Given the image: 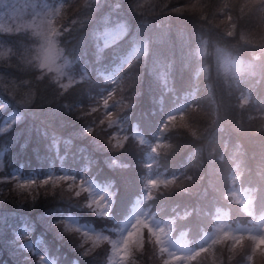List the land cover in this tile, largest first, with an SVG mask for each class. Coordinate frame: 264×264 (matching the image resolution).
<instances>
[{"label":"trees","instance_id":"16d2710c","mask_svg":"<svg viewBox=\"0 0 264 264\" xmlns=\"http://www.w3.org/2000/svg\"><path fill=\"white\" fill-rule=\"evenodd\" d=\"M141 2L72 0L65 5L67 18L63 26L70 30L60 40L65 53L76 59L73 68L82 65L87 71L63 95L47 77L36 81L35 72L26 66L34 54L31 46L36 38L32 32H0V56L8 53L6 59H0V100L20 110V115L0 131V149L6 157L39 160L50 147L43 136L45 131L60 139L56 151L50 148L55 165L58 155L64 153L65 166L76 170L86 166L87 173L112 190L108 215L98 216L94 205L87 206L85 191L77 197L67 190L64 181L55 189L53 184L44 183L17 190L0 180V245L9 253L0 264H38L34 255L23 251L14 239L7 216L10 211L32 221L57 264H106L109 243L84 256L83 249L78 248V234L65 233L57 220L61 216L62 221L70 212L104 235H117L134 197L144 193L148 161L152 170H162L173 177L151 186L141 205L160 219L171 217V232L181 231L190 245H195L201 232L211 227L215 210L221 206L237 222L248 223L247 215L227 193L231 174L239 185L255 193L254 209L264 210V112L252 101L241 108L238 96L244 84L253 96L264 91V49L240 44L238 38L225 37L214 27L222 18L217 9L224 4L236 18L238 34L241 29L251 30L255 11L240 18L243 0H199L206 5L208 14V19L200 20L199 11H171L197 0H148L139 9ZM165 3L167 7H163ZM113 18L123 20L130 31L145 37L147 50L134 61L120 65L115 78L108 80L103 72L113 69L112 62L129 41L125 35L115 44L96 50L95 31ZM204 38L209 42L208 51L201 57L199 44ZM214 44L238 55L257 52L260 59L253 71L229 79L213 63ZM24 80L30 83L24 84ZM32 90L36 92L34 101ZM112 90L115 96L108 107L89 115V109L100 106L101 98ZM178 104H182L181 114L165 120L166 113ZM104 112L114 113L125 125L120 139L122 149H113L106 142L114 124L111 128L97 127ZM87 126L96 127V131L87 133ZM133 126L149 142L158 134L162 142L150 151L149 143L138 140L131 132ZM143 241L142 251L131 246L128 264H162L169 258L167 251H160L148 227L143 230ZM249 248L246 240L242 250L229 261L227 247L219 246L212 252H201L188 264H236V260L247 256L244 254ZM253 263L261 264L260 258L254 257Z\"/></svg>","mask_w":264,"mask_h":264},{"label":"clouds","instance_id":"9594fccd","mask_svg":"<svg viewBox=\"0 0 264 264\" xmlns=\"http://www.w3.org/2000/svg\"><path fill=\"white\" fill-rule=\"evenodd\" d=\"M148 3V0H142L139 4V9H143ZM167 7V3L163 5ZM206 5L200 4L199 0L196 3L185 4L178 6L174 9H171L173 12L182 13L184 11H199V19L206 20L208 19V14L205 11ZM229 5L224 4L217 11L221 15V19L214 25V27L220 29L222 34L228 38H238L239 43L250 46L253 48L264 49V0H243L240 3V18H243L245 14L252 13L255 11L254 24L251 30L241 29L239 34L237 33V22L234 18L231 11H228ZM136 10V9H134ZM247 10V11H245ZM138 14H143L139 12ZM67 18L66 6L61 5L53 11L46 13L37 24L29 23L26 25L29 28H34V31L31 33L32 37L36 38L35 42L31 46L34 50V54L31 59L26 62V66L30 65L32 70L35 72V80L43 81L46 77L49 83L56 85L60 89V95H63L69 90L70 87L76 82L72 79L64 69L68 66L69 61L65 54V48L60 40V37L64 35V32L69 31V28L63 26V21ZM76 21L73 20L72 23ZM63 29V31L61 30ZM4 31L12 32L11 28H4ZM19 31V29H17ZM208 39L204 38L199 44V56L203 57L208 51ZM215 52H225V56L217 57L213 56V63L216 64L219 68V71L222 76H225L229 73V65H235L237 68L238 74L242 71L241 65L245 63V59L240 56H234L230 50L223 49L221 45L214 44ZM8 53H4L0 56V59H6ZM231 58V59H229ZM253 60L260 59L258 54L252 56ZM205 72L208 71L207 67L204 69ZM68 76L66 83L61 82L62 78ZM227 79L225 83L227 84ZM24 84L30 83L29 80H24ZM115 96V90H112L107 93L105 97H102L100 100V106H92L89 109V115L97 111H101V107L106 109L109 105V101ZM36 98L35 90L31 92V100L34 101ZM249 103V98L245 96L240 103V107L243 108L246 104ZM251 119V117H249ZM115 123V116L112 112H104L98 121L97 127L106 125L108 128H111ZM4 129H0L3 131ZM85 131L89 134H93L96 131V127L87 126ZM192 135L195 136V131L192 132ZM127 137H124L123 140H126ZM118 141L117 133H112L111 136L107 137L106 142L113 148H123L124 143ZM59 179L53 182V189L59 185ZM63 179H71L69 177H64ZM188 179H191L189 177ZM19 184L13 185L14 189L19 190ZM73 185L69 184L67 187L68 191H72ZM86 191L83 188L75 191L73 195L80 196L83 192ZM240 203L239 200L235 201ZM244 203H249L245 201ZM88 207H93L91 200L87 203ZM106 205H97L96 214L98 216H107L108 212L104 210ZM245 213L248 212V209H244ZM62 225V230L65 233H77L80 243L78 248H82V255L88 256L96 249L102 247V245L107 242L111 245L109 250V255L107 257L108 264H128L130 257L132 256V247L135 246L137 251H142L143 249V230L147 227L145 221L137 219L135 223L132 224L131 230L123 238V242L117 246V242L110 239L109 236L104 235L102 232L88 233L81 232L79 228H76L67 222H57ZM214 232L217 233L215 238L211 241L209 246L206 249H202L200 252H197L193 257H180L175 256L174 254H169V258H166L162 261V264H180L181 260H191L195 259L196 256H199L201 252H212L215 249V246L219 245L221 248L227 247L229 253V261L234 259L235 254L238 250H242L243 244L246 240L252 241L251 251L245 257L247 264H253L254 257H259L261 264H264V235L259 237L256 236H247L244 234H234L231 230L224 231L221 228H214ZM151 235V230H150ZM85 245H88L85 247ZM161 252L164 250L161 249ZM43 259V258H41Z\"/></svg>","mask_w":264,"mask_h":264},{"label":"rangeland","instance_id":"374dc122","mask_svg":"<svg viewBox=\"0 0 264 264\" xmlns=\"http://www.w3.org/2000/svg\"><path fill=\"white\" fill-rule=\"evenodd\" d=\"M60 1H56L53 5L46 4V1L44 0H7L6 3H3L2 6H0V27L4 28H16L20 26L21 24L23 26L28 25L29 23L37 24L42 16H44L49 11H53L60 7ZM4 2L3 0H0V3ZM34 29V28H33ZM123 29V24H113L111 26L105 27L102 30L101 36L102 40L104 42H108L115 38ZM145 49V44L142 40H137L133 43L132 47L130 48L128 52V57H133L140 52H142ZM225 56V52L221 51L218 52L217 57H223ZM231 59V58H229ZM245 67V63L241 65V68L243 69ZM68 75H70L72 78L75 77L69 70L68 66L64 69ZM237 72V68L235 65H229V73ZM68 80V76H65L62 78L61 82L66 83ZM173 114V113H172ZM14 116L13 113H9L7 115V118L10 119ZM163 180L162 175H158L155 179H150V181H157ZM21 183L26 182L24 179L19 180ZM80 185L82 187H85L88 190V193L90 195V200L94 202V204L97 205H106L107 207V201L109 193L107 189L94 182L92 179H83L80 182ZM230 192L234 194L236 197L240 199L242 204L246 206L248 203H244L245 201L249 202V198L247 193L243 189H239L235 185L230 186ZM105 207V208H106ZM104 208V209H105ZM137 219L143 220L148 224L157 235V238L161 245L164 247H170L173 249V254L175 256L180 257H187V253L189 252V248L183 244L181 241L180 236L177 237H171L169 235V231L167 228L164 227V225L161 222H158L150 213H147L145 209L140 208L139 206H135L127 219L125 220L124 224L121 227L119 236L114 240L117 242V246L123 242V238L125 235L131 230V226L133 223L136 222ZM67 222L70 225H75L80 227L84 232L88 233H95L93 229L87 226L79 225L72 219H68ZM264 227V215L259 217L255 227H242L240 225H232L227 220H225L223 217H218L213 229L203 235V242L204 243H211V241L215 238L217 235L216 232H214V228H221L224 231L231 230L234 234H240L242 231L250 230L255 233L256 237H259L262 235V230ZM28 242V240L26 241ZM45 264H53L52 261L47 259L46 257H42ZM180 264H186L185 260H181Z\"/></svg>","mask_w":264,"mask_h":264},{"label":"snow or ice","instance_id":"6c2138e0","mask_svg":"<svg viewBox=\"0 0 264 264\" xmlns=\"http://www.w3.org/2000/svg\"><path fill=\"white\" fill-rule=\"evenodd\" d=\"M117 142H119V141H117ZM44 183H47V181H44ZM18 187L20 188V189H30V184L29 183H21V184H19L18 185ZM27 247V246H26Z\"/></svg>","mask_w":264,"mask_h":264}]
</instances>
